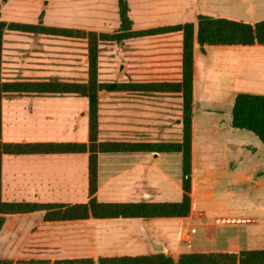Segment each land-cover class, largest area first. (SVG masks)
<instances>
[{"label": "crops", "instance_id": "crops-1", "mask_svg": "<svg viewBox=\"0 0 264 264\" xmlns=\"http://www.w3.org/2000/svg\"><path fill=\"white\" fill-rule=\"evenodd\" d=\"M8 1L0 0V20H3L2 9ZM98 2L101 0H78L79 10L88 9L93 14L92 22L58 27L118 32L121 29L119 0L112 6L114 18L116 15L119 18V24L113 31L105 29L107 23L111 24V18L106 14V7ZM127 2L132 31L196 23L199 14L224 15L225 18L249 23L264 19V0H197L191 19H170L149 24L146 17L149 8L144 0L142 8H139V0ZM43 17L42 11L34 23H24L51 26L45 24ZM202 47L205 52L201 50ZM211 51L220 58V65L214 71L220 72L224 80L222 84L229 89L230 97L225 102L228 117L238 93L264 95L263 44L201 46L195 41L190 214L183 217L90 216L65 220H46L43 210L7 214L0 231V264H56L57 260L79 258L92 261L73 264H106L99 259L163 252L177 260L180 254L189 252L239 253L249 250L241 249L237 241L232 242V237L229 239L232 242H229L230 250L209 249L207 242L196 237L198 221L202 220L204 226H209L206 223L209 215L216 224H239L243 215L236 213L244 207L239 200L236 207L235 199L232 203L223 199L210 200L206 204H199L196 200L199 188L196 182L197 155L199 162L205 164L202 176L209 180L201 193L211 196L212 187L221 179V174L227 172L231 175L234 169L239 168L246 147V133L243 131L247 130H237L232 125V119L230 123L228 118L210 115L217 111L216 106L202 107L199 111V64H205L204 59ZM182 54L183 35L180 32L99 43V81L131 85L124 90L99 91V142L179 143L183 140L182 93L150 91L139 87L156 82H180L183 75ZM88 66L87 41L84 37L10 29L4 33L3 81L58 79L84 83L89 79ZM210 68L206 66L202 72H211ZM1 141L88 143L89 99L75 93L5 94L2 99ZM182 161L181 152H99L95 196L101 202H166L161 200L176 198V191L182 189ZM248 178L252 184L260 183V179ZM233 187L229 185V188ZM147 194H151V197ZM1 196L3 201L8 202L87 203L91 199L89 152L3 154ZM206 233L213 244L221 235L210 230ZM151 240L161 244L163 249H154ZM186 246L195 248L188 250Z\"/></svg>", "mask_w": 264, "mask_h": 264}, {"label": "trees", "instance_id": "trees-1", "mask_svg": "<svg viewBox=\"0 0 264 264\" xmlns=\"http://www.w3.org/2000/svg\"><path fill=\"white\" fill-rule=\"evenodd\" d=\"M6 1V0H3ZM127 0H119L121 29L115 33L83 31L65 27L43 26L24 22L0 20V231L6 215L45 211L46 220H65L94 217H160L188 216L191 212L192 173V122H193V79L195 41L204 45H264V19L255 23L199 14L196 23L186 22L165 25L140 31H132ZM7 29L48 33L56 36L84 37L88 39L89 79L87 82L60 80L3 81L1 74L3 36ZM172 32L183 35L182 69L180 82H156L139 85L150 91L181 92L183 95V140L179 143H129L118 141H98V96L99 91L124 90L131 86L118 82H100L98 78L99 43L106 40L121 41L128 37H143ZM30 93H75L89 99V142H3L1 141L2 99L5 94ZM232 125L247 130L264 143V95L238 93L231 112ZM181 152L182 192L180 201L166 202H101L97 191V154L99 152L125 151ZM89 152V191L91 199L87 203L74 205L46 204L37 202H8L1 196L3 154H59ZM92 259H64L56 264L89 263ZM106 264H264V249H249L237 252H189L182 253L177 260L163 252L137 256L100 258Z\"/></svg>", "mask_w": 264, "mask_h": 264}, {"label": "rangeland", "instance_id": "rangeland-1", "mask_svg": "<svg viewBox=\"0 0 264 264\" xmlns=\"http://www.w3.org/2000/svg\"><path fill=\"white\" fill-rule=\"evenodd\" d=\"M131 1L135 3V0ZM144 2L149 8V11H147L149 14L146 16L147 21L149 24H154L170 19L174 21L191 19L192 11L197 0H144ZM98 3L106 7V14L110 15L111 18V24L107 23L105 29L107 31H113L114 27L119 24L118 15H116L115 19L112 9L116 0H101ZM77 4L78 0H9L2 9L1 19L34 23L43 11L45 24L51 26H66L72 25L73 23L92 22L93 14L88 9L79 10ZM142 7V0H139V8ZM220 16L225 17L224 15ZM242 19L245 18L242 17ZM85 39L87 41V55H89L88 39ZM204 60L205 64L203 62L199 64L200 75L197 86L199 111L202 110V107L216 106L218 108L217 111L210 115L217 114L220 118H228L231 123V116L229 114L228 117L225 111V104L230 97L228 95L229 89L227 90L222 84L224 80L220 77V72L217 73L214 71V68L220 65V58L216 57V54L211 51L210 55L206 56ZM206 66L211 67V72H204V74L202 71ZM237 130L242 131L240 129ZM243 132L246 133V147L243 162L239 164L238 169L233 170L231 175L227 172L221 174V179L215 182L212 187L213 194L211 196H206L204 193H201V189L205 186V183H209V180H206L207 178L202 176V170L205 164L204 162H199L197 155L196 182L199 184L196 195L197 202L199 204H206L210 200L224 199L232 203L235 199L236 207L238 206L237 200L241 202V206L244 203L242 211L236 213L238 216L243 215L239 224H216L213 223L214 219L209 217V215L206 220L209 226H204L202 220L196 223V228L198 229L196 237L198 236L203 242H207L206 247L209 249L220 248L230 250V237L233 239L232 242L237 241L241 249L264 248V144L252 132ZM248 176L254 180L260 179V183L255 184L254 182L252 184ZM207 185L209 186V184ZM229 185H233L234 187L231 189ZM230 190L234 192L230 193ZM177 192L176 198H164L161 201H180L183 196L182 189L180 191L177 190ZM172 197H175V195ZM156 199L160 198L157 197ZM247 221H253L254 223H248ZM208 230L216 234L221 233L217 243H210V236L206 233ZM194 248L186 246L188 250Z\"/></svg>", "mask_w": 264, "mask_h": 264}, {"label": "water", "instance_id": "water-1", "mask_svg": "<svg viewBox=\"0 0 264 264\" xmlns=\"http://www.w3.org/2000/svg\"><path fill=\"white\" fill-rule=\"evenodd\" d=\"M201 50H202L203 52H205L204 47H202ZM149 191H150V190H148V192H149ZM147 195H148V197H151V194H150V195L147 194ZM151 244H152V246H153L154 249H157V250H161V249H163V246H162L161 244H158V243L154 242L153 240H151Z\"/></svg>", "mask_w": 264, "mask_h": 264}, {"label": "built area", "instance_id": "built-area-1", "mask_svg": "<svg viewBox=\"0 0 264 264\" xmlns=\"http://www.w3.org/2000/svg\"><path fill=\"white\" fill-rule=\"evenodd\" d=\"M193 231H195V229H193Z\"/></svg>", "mask_w": 264, "mask_h": 264}]
</instances>
